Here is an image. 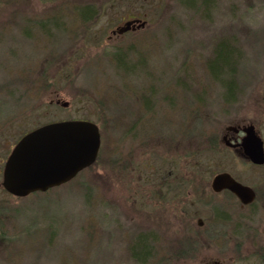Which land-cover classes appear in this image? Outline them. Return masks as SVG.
Wrapping results in <instances>:
<instances>
[{"label":"rangeland","instance_id":"1","mask_svg":"<svg viewBox=\"0 0 264 264\" xmlns=\"http://www.w3.org/2000/svg\"><path fill=\"white\" fill-rule=\"evenodd\" d=\"M132 18L146 25L112 34ZM227 43L228 99L208 68ZM235 119L264 140V0H0V264H161L165 205L179 180L232 164L210 144ZM64 120L97 124L95 163L46 192L5 191L15 142Z\"/></svg>","mask_w":264,"mask_h":264},{"label":"flooded vegetation","instance_id":"2","mask_svg":"<svg viewBox=\"0 0 264 264\" xmlns=\"http://www.w3.org/2000/svg\"><path fill=\"white\" fill-rule=\"evenodd\" d=\"M250 125L264 150V140L253 122L229 121L210 147L226 151L232 164L206 181H178L181 195L164 209L167 254L161 264H264V164L252 162L244 152L243 140ZM246 172H256L257 179L249 181ZM220 173L245 189L236 192L222 183L213 187V178ZM140 249L137 257L149 252L148 246ZM137 257L133 258L138 262Z\"/></svg>","mask_w":264,"mask_h":264},{"label":"water","instance_id":"3","mask_svg":"<svg viewBox=\"0 0 264 264\" xmlns=\"http://www.w3.org/2000/svg\"><path fill=\"white\" fill-rule=\"evenodd\" d=\"M145 21H126L112 31L122 34L143 27ZM67 106L66 102H61ZM244 152L256 164H264L261 139L252 125L246 129ZM100 147L97 124L89 120H64L41 125L25 133L12 147L2 170V188L14 197L45 192L73 179L81 170L93 164ZM227 182V184H225ZM222 183L238 192L244 190L228 174L213 178V187Z\"/></svg>","mask_w":264,"mask_h":264},{"label":"trees","instance_id":"4","mask_svg":"<svg viewBox=\"0 0 264 264\" xmlns=\"http://www.w3.org/2000/svg\"><path fill=\"white\" fill-rule=\"evenodd\" d=\"M88 12L89 10L85 8L82 16L86 18L87 17L86 15L89 14ZM220 44L215 49V54H214V60H217L219 58L222 59L219 62V66L216 68L215 71L210 70V66H208L211 75L213 76V78H216V79H218L219 77L221 78L223 74L227 75L228 77L233 75L232 69H233V64H234L233 61H234L235 52H233V50L231 49L228 43L225 46H222V45L220 46ZM222 84L224 85L226 89V98L228 99L231 96V94H233L234 83L232 79L229 77V80L223 81Z\"/></svg>","mask_w":264,"mask_h":264}]
</instances>
